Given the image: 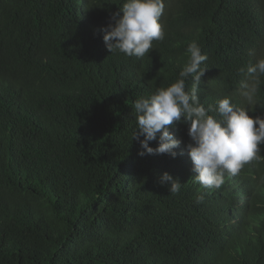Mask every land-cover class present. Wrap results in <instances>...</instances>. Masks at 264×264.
Masks as SVG:
<instances>
[{"label":"trees","instance_id":"obj_1","mask_svg":"<svg viewBox=\"0 0 264 264\" xmlns=\"http://www.w3.org/2000/svg\"><path fill=\"white\" fill-rule=\"evenodd\" d=\"M124 2L0 0V264H264V159L209 189L185 123L175 157L132 140L135 100L176 81L193 41L201 103L249 107L240 69L264 56V0H165V39L143 58L103 39Z\"/></svg>","mask_w":264,"mask_h":264},{"label":"clouds","instance_id":"obj_2","mask_svg":"<svg viewBox=\"0 0 264 264\" xmlns=\"http://www.w3.org/2000/svg\"><path fill=\"white\" fill-rule=\"evenodd\" d=\"M120 10L123 14L120 11L114 13V23L103 29V39L110 53L143 58L154 48V42L165 39L162 23L165 0H125ZM186 55L188 60L175 82L135 100L136 131L132 140H139L140 156L168 153L175 157V149L182 140L174 137L170 126L176 122L185 123L191 141L186 147L195 172L193 181L203 188L219 189L225 174L237 175L245 164L264 159L261 155L264 117L249 114L258 102L261 77H264V56L240 69L247 78L241 82V94L249 106L244 108L234 105L228 96L215 105L206 107L201 103L199 86L207 69L201 65L208 56L195 41L188 45ZM191 76H194V82L189 90L187 81ZM140 136L144 138L140 139ZM157 137L158 145L151 146L150 142L156 141ZM167 182H171L170 194L180 192V181L164 172L160 183ZM203 201V194L196 197L197 203Z\"/></svg>","mask_w":264,"mask_h":264}]
</instances>
